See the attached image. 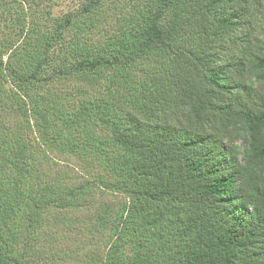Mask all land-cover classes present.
<instances>
[{"label":"rangeland","instance_id":"374dc122","mask_svg":"<svg viewBox=\"0 0 264 264\" xmlns=\"http://www.w3.org/2000/svg\"><path fill=\"white\" fill-rule=\"evenodd\" d=\"M184 1L191 9L202 0ZM235 5L264 44V0H238ZM157 7L158 0H0V58L7 63L0 69V170H13L8 180L3 177L4 189L15 188L13 181L19 178L20 188L32 191L26 204H18L8 216V224L0 225L12 264H108L110 256L124 263L138 258L163 264L190 242L177 229L183 210L176 217L169 204L152 205L158 210L156 226H144L141 217L126 222L133 196L123 186L130 180L91 149L99 145L111 157L119 156L123 150L112 144L110 128L99 116L110 108L119 120H140V107L157 89L155 78L168 72L169 53H142L130 45L141 37ZM171 16L172 11L165 12L162 22ZM111 48L129 59L127 66H75L81 58L99 56V51L107 57ZM43 59L47 63L39 82L24 85L15 79L14 70L27 76ZM60 65H69L71 71L57 70ZM75 115L83 125L80 131L64 123ZM46 119L62 142L59 149L40 148L37 129L46 126ZM20 149L30 151L34 161L29 165L34 172L25 177L20 173L25 168L14 166ZM95 178L113 186L98 185ZM44 182L62 196L84 185V195L71 198L66 207L49 200L42 206L37 191ZM182 221L186 224L184 216Z\"/></svg>","mask_w":264,"mask_h":264},{"label":"trees","instance_id":"16d2710c","mask_svg":"<svg viewBox=\"0 0 264 264\" xmlns=\"http://www.w3.org/2000/svg\"><path fill=\"white\" fill-rule=\"evenodd\" d=\"M237 1L202 0L197 8L188 9L184 0H158L141 37L130 45L142 53H169L168 72L155 78L157 89L140 107V120H119L110 108L98 115L110 128L112 144L123 152L111 157L105 147L92 145L91 149L130 180V185L123 186L133 196L126 222L141 217L144 226H156L154 204L171 205L176 217L183 210L186 224L183 216L177 217V229L190 242L185 241L178 255L167 258L165 264H264V44L242 19ZM91 4L84 7L85 12ZM167 11L172 16L163 23ZM109 52L107 57L99 51L92 59L81 58L75 66L128 65V58L122 59L113 48ZM46 63V59L38 62L27 76L14 70L15 79L24 85L39 82ZM6 68L0 58V69ZM56 69L71 71L69 65ZM46 120L47 127L37 129L40 148L59 149L62 142L49 130L55 126L52 123L48 129ZM64 123L74 131L83 127L76 115ZM19 152L14 166L25 168L20 169L25 177L34 172L29 166L33 156L26 149ZM11 171L0 170V225H7L16 206L26 204L32 195L20 188L19 178L13 181L17 188L4 189ZM94 181L113 186L103 178ZM83 189L79 185L62 196L54 185L44 182L37 194L42 206L49 200L66 207L71 198L84 195ZM3 231L0 227V234ZM0 239V264H12L9 248ZM110 257L108 264H151Z\"/></svg>","mask_w":264,"mask_h":264}]
</instances>
